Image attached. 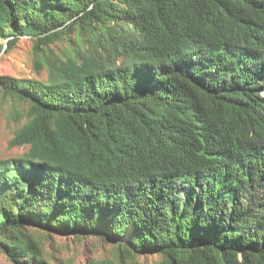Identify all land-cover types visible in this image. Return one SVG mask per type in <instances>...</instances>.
I'll list each match as a JSON object with an SVG mask.
<instances>
[{"label":"trees","instance_id":"obj_1","mask_svg":"<svg viewBox=\"0 0 264 264\" xmlns=\"http://www.w3.org/2000/svg\"><path fill=\"white\" fill-rule=\"evenodd\" d=\"M76 25L128 59L0 76L30 105L10 142L28 151L0 159V249L46 264L43 231L162 264H264V0H0V57Z\"/></svg>","mask_w":264,"mask_h":264},{"label":"rangeland","instance_id":"obj_2","mask_svg":"<svg viewBox=\"0 0 264 264\" xmlns=\"http://www.w3.org/2000/svg\"><path fill=\"white\" fill-rule=\"evenodd\" d=\"M112 26L121 32L125 27L123 34L132 32L129 25ZM118 41L119 39L110 37L106 30L94 27L82 29L76 25L64 31L55 43L36 57L34 41L24 36L11 50L1 55L0 76L56 81L68 61L82 64L86 58H92L96 63L110 67L121 65L128 56ZM0 42L3 41L0 39ZM29 108L28 102L6 95L0 87V159L17 158L28 151V146L12 147L10 142L15 133L27 123ZM32 232L46 264H162L163 261V257L156 254L128 257L123 253L125 249L121 245L106 242L99 237ZM0 264L16 263L0 249Z\"/></svg>","mask_w":264,"mask_h":264}]
</instances>
